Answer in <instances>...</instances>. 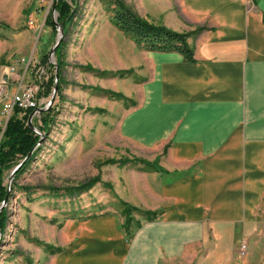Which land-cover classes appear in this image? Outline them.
Wrapping results in <instances>:
<instances>
[{"label": "rangeland", "instance_id": "374dc122", "mask_svg": "<svg viewBox=\"0 0 264 264\" xmlns=\"http://www.w3.org/2000/svg\"><path fill=\"white\" fill-rule=\"evenodd\" d=\"M120 1L148 23L178 33L198 29L196 18H184L181 0ZM55 2L0 0V86L4 76V86H8L7 98L0 103V137L11 116L4 114L3 105L19 87H32L37 94V108L55 112L48 131L42 134L40 150L16 179L17 187L42 188L27 194L18 188L13 191L7 206L6 230L0 238V264H46L50 253L63 247L69 223L106 214L122 223L123 203L150 211L156 203L149 199V189L155 191L154 181L165 179L162 156L167 149L163 148L161 154V143L150 145L148 139L125 129L141 100L136 91L149 79L148 50L112 24V12L105 0L77 1L72 23L57 47L60 91L52 98V92L38 98L49 76L46 65L40 62L44 55L49 59L56 42V27L53 31L46 22L50 17L53 21ZM194 37L191 35L189 40ZM52 61L56 63L55 54ZM9 69L13 70L7 74ZM32 121L33 126L40 127L38 113ZM111 159L156 160L162 171L144 169L139 162L103 164ZM97 175L100 181L89 191L66 194V190ZM50 187L58 189L56 194L47 190ZM133 216L135 221L145 222L142 213ZM254 222L257 231H246L241 236L231 224H214L211 233L216 247L207 242L211 250L208 246L189 250L188 263L264 264V210ZM217 229L223 230L221 235ZM242 243H247L245 256L239 251Z\"/></svg>", "mask_w": 264, "mask_h": 264}, {"label": "crops", "instance_id": "0c3cea01", "mask_svg": "<svg viewBox=\"0 0 264 264\" xmlns=\"http://www.w3.org/2000/svg\"><path fill=\"white\" fill-rule=\"evenodd\" d=\"M181 1L184 18L203 29L187 40L193 61L148 51L149 79L125 125L150 145L161 143V154L167 149L165 179L148 192L156 219H144L129 242L124 221L112 214L71 222L46 264H190L189 250L216 247L214 224H231L240 236L257 231L254 220L264 210V0Z\"/></svg>", "mask_w": 264, "mask_h": 264}, {"label": "trees", "instance_id": "16d2710c", "mask_svg": "<svg viewBox=\"0 0 264 264\" xmlns=\"http://www.w3.org/2000/svg\"><path fill=\"white\" fill-rule=\"evenodd\" d=\"M78 0H57L55 5V12L57 16V22L61 24L64 34L67 32V26L73 20L75 10L78 6ZM109 9L112 12L110 18L112 24L122 33H124L128 38L133 40L136 44L141 45L148 51H161V52H177L182 55L185 61H193V51L189 46L187 40L191 35H196L202 28H198L192 33H178L165 28L164 26L154 25L148 23L147 21L141 19L136 14H134L129 8H127L120 0H105ZM113 6V7H112ZM50 16V15H49ZM53 31H55V24L52 18L46 20ZM65 36V35H64ZM59 48L55 52L56 56V66L50 64L48 55H44L41 60L40 65H46L47 72L49 74L46 81L42 83V87L38 92V98L43 96H49L50 92L53 91L55 86V70L57 67V93L60 91V60L57 56ZM87 69L91 70L89 67ZM131 73V71H127ZM121 98L120 95H115ZM34 109H28L22 111L19 108H14L11 116L5 124V128L0 137V205L6 199V206L0 210V238L4 235L7 222H8V211L7 206L9 205V199L12 197L13 191L18 188L24 193L34 192L42 187H31V186H18L16 184V179L21 174L25 168L29 165L31 161L34 160L36 154L40 150L39 143L40 136L36 134L28 125V117ZM24 112V115L19 117L20 113ZM55 112L51 109L46 108L43 112L39 114L40 127H36L40 133L46 134L50 124L53 122ZM33 120V119H32ZM33 124V121H32ZM35 127V126H34ZM33 151V152H32ZM31 156L20 166L17 172L14 174L11 183L9 184V176L12 170L18 166L30 153ZM144 165V169H159L157 161L148 162L141 160L129 161L126 159L106 160L103 162L104 165H125L128 163H136ZM162 171V170H161ZM100 181L99 175L90 179L83 184L66 190V194L69 195H79L89 191ZM8 188L10 191L8 192ZM56 194L58 189L53 187L48 188ZM27 194V193H26ZM122 213L124 214V223L122 229L126 235V241H130L134 235L132 227L135 226V231L140 228V221H135L133 214L142 213L144 219L148 221H153L156 219L158 213L150 211H141L131 205L124 204ZM49 250H53V247H48Z\"/></svg>", "mask_w": 264, "mask_h": 264}, {"label": "built area", "instance_id": "2783aa9c", "mask_svg": "<svg viewBox=\"0 0 264 264\" xmlns=\"http://www.w3.org/2000/svg\"><path fill=\"white\" fill-rule=\"evenodd\" d=\"M9 69L7 74H10ZM7 83V77L2 78V85L0 86V103L7 98L8 86H4ZM21 86V85H20ZM36 91L32 87H19V89L12 95V97L7 100L3 105L4 114L10 116L14 108H19L22 111L28 109H36L38 106L36 99ZM240 255L245 256L247 254V243H242L239 247Z\"/></svg>", "mask_w": 264, "mask_h": 264}, {"label": "water", "instance_id": "95a60500", "mask_svg": "<svg viewBox=\"0 0 264 264\" xmlns=\"http://www.w3.org/2000/svg\"><path fill=\"white\" fill-rule=\"evenodd\" d=\"M56 2H57V0H56ZM56 2L54 3V5H53V7H52V12H53V14H54V17H53V22L55 23V27H56V31H57V34H56V42H55V44H54V46L52 47V49H51V51H50V55H49V62L50 63H52L53 65H55L56 66V63H54L53 61H52V59H54V52H55V50L57 49V47L60 45V43H61V40H62V38H63V36H64V32H63V29H62V26H61V24H59V23H57V14H56V12H55V5H56ZM56 68V70H55V86H54V89H53V91H52V95H51V98L52 97H54L55 95H56V93H57V67H55ZM45 109H41V108H36L32 113H31V115L29 116V118H28V125H29V127L36 133V134H38L39 136H40V140H39V143L37 144V145H40L41 144V141H42V139H43V135H42V133H40L39 132V130L36 128V127H34L33 125H32V119H33V117H34V115L36 114V113H38V114H40L41 112H43ZM33 152V151H32ZM32 152L18 165V166H16L13 170H12V172L10 173V176H9V178H10V180H9V184L11 183V181H12V179H13V176H14V174L17 172V170L20 168V166L31 156V154H32ZM8 192L10 191V189L8 188V190H7ZM6 199L1 203V205H0V210L4 207V206H6Z\"/></svg>", "mask_w": 264, "mask_h": 264}]
</instances>
